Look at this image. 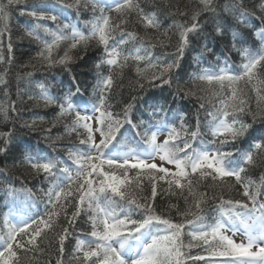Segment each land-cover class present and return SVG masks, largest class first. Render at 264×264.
<instances>
[{
  "label": "snow or ice",
  "instance_id": "6c2138e0",
  "mask_svg": "<svg viewBox=\"0 0 264 264\" xmlns=\"http://www.w3.org/2000/svg\"><path fill=\"white\" fill-rule=\"evenodd\" d=\"M24 2L7 0V5ZM54 2L64 8L75 7L78 12L81 6L87 8L91 5L94 17L86 22L90 24L91 31L85 35L75 25L61 21L60 15L47 4L32 5L31 10L21 14L34 21L26 29V34L40 45L36 54L38 62L47 69L61 65L70 71L73 56L69 51L66 50L59 58L53 56L54 50L64 41H71L68 45L71 50L86 46L89 40L95 39L103 52L96 65L98 71L93 99L77 103L78 98L73 99L69 90L63 103H59L57 120L72 116L71 123L65 124V131L75 133L79 142L78 146L73 144L67 148L72 165L39 152L33 154L31 150L21 161L30 167L34 176L42 177V182L46 181L49 185L44 192L47 198L45 213L38 218L30 216L15 222L11 212L4 214L0 221V264H25L26 260L32 264L39 254L46 252L42 244L48 232L55 231L56 218L63 213L69 225H74L85 211L89 213L91 230L84 235L91 239L77 238L73 250V259L77 264H264V202L259 199L264 195V177L256 182L248 176L255 164L256 154H264V137L253 138L247 149L241 143L252 128V124L243 119L244 116L251 115L253 123L259 121L264 124V31L256 33L260 46L255 51L237 47L240 41L236 39V32H232V47L241 56L239 72L230 67L194 72L192 83L200 81L208 86L201 89L205 95L197 97L200 102L194 127L188 125L183 117L178 128L175 125L169 127L166 116L160 115L166 110L156 106H149V117H159L155 124L143 119L137 124L131 115L136 96H132V102L125 103L122 114L112 109V92L121 87L117 84V77L123 75L122 70L129 66L131 60L135 62L137 77L141 78L135 81L140 89L145 86L142 81L154 87L171 86L173 71L179 68L185 50L190 46L189 34L199 35L204 30V24L198 19L200 12L192 17L190 25H175L179 41L174 58L166 60L154 55L152 49L156 44H145L143 40L136 44V35L122 27L127 16L135 12L146 27L160 28L156 13L145 12L139 2L83 0V5L82 0ZM200 4L201 12L211 14L210 22L220 36H227L233 28L225 13L245 27H254L249 17L255 13L246 10L243 3H225L221 7L215 0H200ZM259 8L264 13V3ZM97 11L99 15H95ZM112 13L117 16L114 18ZM8 18L6 6L0 4V20ZM258 19L264 23V15ZM43 21H52L57 28L53 30ZM2 35L0 33V37ZM129 44H132L131 49L127 47ZM0 47H3L2 40ZM7 48V59L11 62V40ZM2 60L4 57L0 56ZM103 65L109 66L106 76L100 71ZM117 69L121 71L117 72ZM27 75L31 76V73ZM154 81H160V84L156 85ZM242 81L251 85L256 95V111H252L248 94L240 87ZM36 87L40 89L37 99L45 104L58 103L55 97L48 94L43 83H38ZM25 92L29 99L33 98L28 90ZM76 92H79L78 84ZM4 94L8 95L7 89ZM175 96L184 99L197 96V93L178 84ZM12 110L16 111L15 108ZM200 110L204 112V120L200 119ZM0 113L8 118L5 104H0ZM34 124L35 121L24 126L32 128ZM126 125L131 126V131ZM132 132L140 137L137 145L142 141L145 147L118 150L120 137ZM165 133V139L158 142V136ZM12 135L10 132L0 133V137L4 138L0 153L7 151ZM208 135L211 139H206ZM157 159L160 165L155 162ZM163 164L172 165L175 170ZM228 178H233L242 189L244 199L213 195L211 199L217 201L213 207L208 193L201 191V184L210 180L213 185L222 187L229 183ZM149 185L150 195H147ZM162 194L183 198L188 205L187 210L177 208L178 214L185 218L182 222H174L157 213L155 202ZM9 195L14 196L15 193L10 192ZM69 207L74 208L70 216L67 213ZM210 208L216 213L212 222H209ZM185 231L191 237L187 245L183 240ZM69 234L68 227L57 234L61 257ZM236 234L244 239L237 242L233 238ZM193 248H200L201 251L193 254ZM57 264H63L62 259H58Z\"/></svg>",
  "mask_w": 264,
  "mask_h": 264
},
{
  "label": "trees",
  "instance_id": "16d2710c",
  "mask_svg": "<svg viewBox=\"0 0 264 264\" xmlns=\"http://www.w3.org/2000/svg\"><path fill=\"white\" fill-rule=\"evenodd\" d=\"M74 2L75 0H64V3ZM135 2H139L145 12L156 13L160 20V28L157 30L146 27L135 12L127 16L126 23L122 27L136 35V44H139L141 40L145 44H156V47L152 49L155 56L166 60L174 58L176 45L179 41V33L175 25L180 23L190 25L192 17L198 12H200L198 19L204 24V30L199 35L189 34L190 46L185 50L179 68L173 71L171 86L154 87L150 86L147 81H142L145 86L144 89H140L135 81L141 78L136 75L135 62L130 60L129 66L122 70L123 75L117 77V84L121 87H117L112 92V109L114 112L122 114L125 103L132 102V96H136L135 108L131 113L134 123L139 124L143 119L146 122L150 120L155 124L159 117L156 119L149 117L151 110L149 106H156L166 110L160 115L166 116L169 127L175 125L178 128L181 117L188 125L194 127L200 102L197 97L204 96L205 93L201 89L208 86L205 82L200 81L192 83V75L199 69L218 71L222 67H230L233 71L239 72L241 56L236 48L232 47V32H236V39L240 41L237 47L247 48L251 51L257 50L260 45L256 33L264 31V23L258 19L260 15H264L259 8L264 0H215L221 7L225 3H235L236 5L243 3L246 10L255 13L249 17L254 27H245L243 24H239L234 17L225 13L229 22L233 24V28L229 30L227 36H220L216 33L215 25L210 22L211 14L201 12L200 0H134ZM0 4L6 6L9 15L7 20H0V33H3L0 37L3 43V47H0V56L4 57V60L0 61V104L6 105L8 114V118L5 119L4 114L0 113V133L10 132L13 134L12 143L8 146L7 151L0 153V221L4 214L11 212L14 217L13 222H15L30 216L38 218L45 213L47 203L44 192L49 185L46 181L42 182V177L34 176L27 164L21 163L24 155L31 150L33 154L39 152L43 156L63 160L72 165L68 159L67 148L73 144L78 146L79 142L75 133L69 134L65 131V124L71 123L72 116H65L59 121L57 120L60 110L59 103H63V98L69 90L73 93V99L78 98L77 103L79 100L87 102L93 99V87L96 84L98 71L96 65L101 59L103 49L95 39L89 40L86 46L81 45L77 49L71 50L68 49L71 41H64L54 50L53 56L59 58L64 55L66 50L69 51L73 56V60L69 64L70 71L65 70L61 65L47 69L36 59V54L40 50L39 43L32 41L26 34V29L34 24V21L31 17L21 13L31 10L34 4H47L60 15L61 21L75 25L87 35L91 31V26L86 22L91 21L94 17L91 5L87 8L81 6L78 12L77 8H64L54 0H25L24 3L11 6L7 5V0H0ZM95 15H99V12L97 11ZM112 16L115 18L117 14L112 13ZM206 17L208 19H205ZM42 23H46L53 30L57 28V24L52 21H43ZM45 38L50 39V37ZM9 40L13 46L11 62L7 59ZM127 47L131 49L132 44ZM141 67H143L142 64ZM100 71L105 76L108 75L109 66L103 65ZM119 71L121 70L117 69V72ZM29 72L31 76L27 75ZM177 82L181 88L195 91L197 96H189L184 99L176 97ZM38 83H43L48 94L55 97L58 103L45 104L43 100L37 99L36 97L40 93V89L36 87ZM153 83L159 85L160 81ZM77 84L79 86L78 93L76 92ZM240 87L246 90L249 106L252 111H256V95L252 91L251 85H246L242 81ZM5 89L8 92L7 96L4 94ZM25 90L31 93L32 99H29ZM13 108L16 111H13ZM90 108L91 104H89ZM200 119H205L203 110H200ZM243 119L252 124L249 133L241 141L243 148L247 149L253 138L264 137V124L259 121L253 123L251 115H246ZM33 121L35 124L32 128L24 126ZM125 127L131 131L130 125ZM160 136L165 139L166 133ZM3 139L0 137V146H3ZM206 139H211V136L208 135ZM136 141H140V137L135 136L134 132L131 135L126 133L125 136L120 137L117 149L127 151L145 147L142 141L139 146ZM132 174L130 173V175ZM248 176L256 182L264 177V154H256L255 164L251 166ZM228 180L229 183L222 187L213 185L210 180L201 184V191L208 193L209 203L213 207L217 204V201L211 199L213 195L223 196L225 199H244L241 195L242 189L235 184V180L233 178H228ZM144 184H148L147 180L144 181ZM164 188H167L166 184ZM29 190L31 195H29ZM10 192H14L15 195H9ZM146 194L150 195V185L146 189ZM259 199L264 202V195H261ZM171 205H176V207H171ZM155 208L158 214L169 217L174 222H182L185 218L178 214L177 208L180 211H185L188 205L184 203L183 198L162 194L157 197ZM73 210V207L67 209L68 216ZM88 215L87 211L82 213L74 225H69L68 219L63 213L56 218L55 231H49L47 239L42 244L46 252L39 254L37 260L32 261V264H57L58 259H62L63 264H77L73 259L77 238L91 239L84 235L91 230ZM215 216L216 213L210 208L209 222H212V218ZM64 227L69 228L70 234L65 241V251L61 257L58 252L57 234ZM183 240L186 245L191 242V237L187 236L186 231ZM200 251V248L191 249L193 254ZM25 264H29V262L26 260Z\"/></svg>",
  "mask_w": 264,
  "mask_h": 264
},
{
  "label": "rangeland",
  "instance_id": "374dc122",
  "mask_svg": "<svg viewBox=\"0 0 264 264\" xmlns=\"http://www.w3.org/2000/svg\"><path fill=\"white\" fill-rule=\"evenodd\" d=\"M97 135H98V134H97ZM163 140H164V137H162V136H158V142H162ZM155 162H156L158 165L161 164V162L159 161V159H157ZM163 166L168 167V168H169L170 170H172V171L175 170L174 167H173L172 165L163 164ZM228 234H229V235H232L231 233H228ZM233 238H234L237 242H240L241 240L244 239V237L241 236L240 234H236Z\"/></svg>",
  "mask_w": 264,
  "mask_h": 264
}]
</instances>
